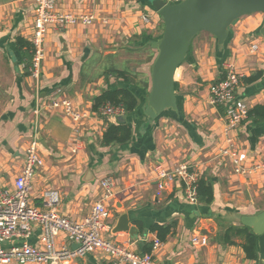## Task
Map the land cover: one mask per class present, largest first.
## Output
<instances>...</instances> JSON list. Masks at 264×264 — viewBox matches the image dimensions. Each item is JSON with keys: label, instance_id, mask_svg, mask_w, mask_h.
<instances>
[{"label": "crops", "instance_id": "crops-1", "mask_svg": "<svg viewBox=\"0 0 264 264\" xmlns=\"http://www.w3.org/2000/svg\"><path fill=\"white\" fill-rule=\"evenodd\" d=\"M55 1L61 12L89 13L94 21L61 32L48 28L39 85L35 87L27 66L30 51L24 46L30 45L32 7L24 0H0V190L12 188L37 128L43 166L32 183V205L43 208L42 193L56 190L58 212L80 220L102 195L99 182L110 177L114 181L108 199L112 215L107 220L105 239L141 253L143 244L157 240L150 228L159 226L167 228L168 233L153 253L156 264H264L258 244L257 258L248 260L241 236L233 234L230 242L225 240L230 228L242 227V217L264 210V174L251 178L233 175L229 161L219 156L224 144L223 112L207 103L209 86L232 66L242 76L237 99L249 109L264 105V38L258 35L263 15L245 16L233 23L223 46L210 35L192 41L185 61L175 72L177 112L165 111L149 123L147 94L142 86L131 85L138 98L135 111L125 116L131 139L122 146H102L107 125H116L119 118L90 114L93 98L106 89V84L103 76L92 83L87 71H123L127 63L123 58L134 54L144 56L138 68L147 67L145 56L153 50L149 43L158 37L161 19L150 5L152 0ZM142 16H148L147 23ZM253 45L258 47L255 53L250 52ZM255 72H261V78L244 83L243 79ZM110 79L113 83L114 78ZM143 85H147L148 93L149 79ZM37 97L45 103L66 98L76 109L89 111V116L77 128L60 110L43 112L35 122ZM77 137L83 147L73 155L70 148ZM235 139L248 163L264 157V121L244 122L236 130ZM183 162L192 164L201 180L211 182L210 204L198 199L195 203L186 201L176 183L157 197L158 171ZM116 213L127 216V232H111L118 222ZM196 235L205 238L204 246H192L191 239ZM39 237L40 229L35 227L28 242L37 246ZM62 244L68 245L64 235L57 238V246ZM71 264L110 263L106 255L94 253Z\"/></svg>", "mask_w": 264, "mask_h": 264}, {"label": "built area", "instance_id": "built-area-1", "mask_svg": "<svg viewBox=\"0 0 264 264\" xmlns=\"http://www.w3.org/2000/svg\"><path fill=\"white\" fill-rule=\"evenodd\" d=\"M28 2L34 14L30 38L31 61L29 74L35 87L39 85L42 63L45 57L44 43L48 28L61 32L74 25L89 26L94 17L89 13H63L58 10L55 0H24ZM165 4L175 5L184 0H162ZM147 23L148 16H142ZM258 50L256 45L251 53ZM242 76L232 66L225 68L224 78L208 88L207 103L223 112L224 144L219 156L229 161L233 175L255 177L264 174V157L260 161L250 162L237 149L235 132L246 122L248 106L236 97V90ZM60 110L76 128L87 119L89 111L76 109L72 101L66 98H52L49 103L37 97L33 110L35 122L43 112ZM95 116L120 118L124 116L121 107L106 104L98 109ZM37 128L26 150L24 165L20 174L14 179L12 188L0 190V264H71L94 253L106 255L110 264H156L153 253L160 242L154 240L150 253H139L127 247L113 243L104 238L109 231L107 220L112 213L108 206L114 181L110 177L102 179L99 184L102 195L92 205L90 213L80 220H72L58 212L59 194L56 190L42 193L43 208L30 202L32 183L36 172L43 166L39 155ZM83 147L80 138H76L70 148L71 154H77ZM188 162L177 164L169 170H160L156 178V195L161 196L173 183L180 186L186 201L195 203L198 199L197 186L200 175ZM35 227L40 229L38 245H31L28 240ZM64 235L68 245L57 246V238ZM19 241V242H17ZM7 247H2V244ZM18 243V244H17ZM205 238L201 235L192 237L191 244L196 248L204 246ZM75 245L70 248L69 245Z\"/></svg>", "mask_w": 264, "mask_h": 264}, {"label": "water", "instance_id": "water-1", "mask_svg": "<svg viewBox=\"0 0 264 264\" xmlns=\"http://www.w3.org/2000/svg\"><path fill=\"white\" fill-rule=\"evenodd\" d=\"M150 5L162 23L161 35L149 43L156 51L150 65V87L145 107L148 122L152 123L165 111L177 112L175 72L185 61L194 38L207 33L215 38L218 46H223L230 27L237 20L253 14L264 17V0H184L175 5L152 0ZM258 35L264 38V18ZM120 118L125 121V116ZM115 217L118 222L111 232H127V216L116 213ZM240 223L257 236L259 256L264 261V210L242 217Z\"/></svg>", "mask_w": 264, "mask_h": 264}, {"label": "trees", "instance_id": "trees-1", "mask_svg": "<svg viewBox=\"0 0 264 264\" xmlns=\"http://www.w3.org/2000/svg\"><path fill=\"white\" fill-rule=\"evenodd\" d=\"M158 38V37H157ZM156 38V39H157ZM155 39V40H156ZM20 40H17V43ZM27 51H30L29 63L31 61V46L29 44H24ZM29 67V65H27ZM104 83L106 84V89H103L100 94L93 98L91 111L97 113L98 109L106 104L112 105L114 107H121L124 110V116H128L135 111L138 105V98L136 93L130 86H135L141 88L138 85L131 84L130 79L126 75L125 71L119 70H105L102 74ZM262 76L261 72H255L243 81L246 84H252L258 81ZM114 78V82L110 83V78ZM217 80L214 83H217ZM146 86H142L143 91L146 93ZM255 124L264 121V105H256L249 109L247 114V120ZM131 139V128L123 121L121 118L118 119L117 124H108L105 132L102 135L101 145H126ZM198 200L204 204H210L212 201V185L207 179L199 180L197 186ZM151 232H156L157 240L162 242L168 233V229L165 227L153 226L150 228ZM233 234L242 237V250L244 252L245 258L248 260H255L257 258V236L252 233V231L242 226L240 229L230 228L226 235V242H230V238ZM152 248V243L143 244L141 248V253H150Z\"/></svg>", "mask_w": 264, "mask_h": 264}, {"label": "rangeland", "instance_id": "rangeland-1", "mask_svg": "<svg viewBox=\"0 0 264 264\" xmlns=\"http://www.w3.org/2000/svg\"><path fill=\"white\" fill-rule=\"evenodd\" d=\"M146 13H145L146 15L150 14L149 11H146ZM242 18H244V17H242ZM159 27H160V32L158 34V37L161 35V32H162V24L159 23ZM205 35H208L207 37L209 38V34L200 33L197 35L199 37L197 38V36H196L194 39H196V41H197L199 38L205 37ZM148 51L149 52L145 56L146 57L145 59L148 62V66L144 67V68H140V69L138 68L139 64L141 62H143L144 56L141 57L137 54H134V55L125 56L123 58V59H127V63L125 65L126 68L123 69V71H125L126 75L128 76V78L131 81V84H133V85L144 86L143 85L144 81H147V79H149L150 65H151V63H152V61L156 55V51L155 50H152V51L148 50ZM151 55H154V56L151 57ZM151 59H152V61H151ZM87 73L89 74V77L92 79V83H94L99 77H102V74L104 73V69H101L98 72L87 71ZM110 80H112V79H110ZM37 152H39V151L37 150Z\"/></svg>", "mask_w": 264, "mask_h": 264}]
</instances>
